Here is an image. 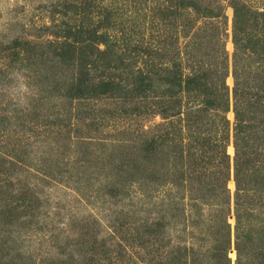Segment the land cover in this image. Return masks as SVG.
<instances>
[{
  "label": "rangeland",
  "instance_id": "374dc122",
  "mask_svg": "<svg viewBox=\"0 0 264 264\" xmlns=\"http://www.w3.org/2000/svg\"><path fill=\"white\" fill-rule=\"evenodd\" d=\"M152 5V0H0V264H170L183 246L188 262L195 253L200 264L208 260L217 207L194 202L168 184H146L127 161L129 146L144 143L161 117L145 107L146 100L120 105L108 97H66L70 69L58 57L47 62V50L68 41L63 37L68 29L99 23L108 26L121 56L140 44L135 63L149 42L164 36L182 47L189 35L164 27ZM226 14L227 24L218 27L230 59V7ZM258 64L251 69H260ZM226 82L231 88L230 76ZM226 116L232 127L231 109ZM228 140L232 160L231 131ZM230 175L232 196V169ZM258 205L255 200L254 212ZM230 209L228 255L234 264L233 201Z\"/></svg>",
  "mask_w": 264,
  "mask_h": 264
},
{
  "label": "trees",
  "instance_id": "16d2710c",
  "mask_svg": "<svg viewBox=\"0 0 264 264\" xmlns=\"http://www.w3.org/2000/svg\"><path fill=\"white\" fill-rule=\"evenodd\" d=\"M152 1L151 10L164 27L189 35L182 47L164 36L149 42L135 63L140 44L132 47L129 56H121L107 34L108 26L99 23L68 29L63 35L68 41L50 53L47 50L46 54L52 53L47 62L58 57L70 69L66 97H108L120 105L146 100L145 107L161 117L162 122L146 131L144 143L129 146L127 161L140 170L146 184H168L194 202L217 207L212 215L211 254L203 264H232L228 255L232 201L234 264H264V0ZM228 7L232 9L230 59L218 27L227 24ZM254 63L260 69H251ZM113 71L124 73L125 79ZM230 109L232 127L226 116ZM230 131L232 160L227 152ZM231 169L232 196L227 186ZM255 200L258 212L253 210ZM176 250L181 251L170 264L199 262L200 253L188 262L187 249Z\"/></svg>",
  "mask_w": 264,
  "mask_h": 264
}]
</instances>
